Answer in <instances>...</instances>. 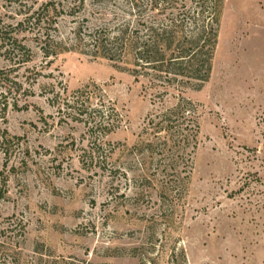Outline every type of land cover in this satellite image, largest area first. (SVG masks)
I'll use <instances>...</instances> for the list:
<instances>
[{"label":"rangeland","instance_id":"rangeland-1","mask_svg":"<svg viewBox=\"0 0 264 264\" xmlns=\"http://www.w3.org/2000/svg\"><path fill=\"white\" fill-rule=\"evenodd\" d=\"M48 1L35 27L0 8V264H264V0H220L206 80L167 58L211 39L213 0ZM85 85L101 121L50 100Z\"/></svg>","mask_w":264,"mask_h":264},{"label":"trees","instance_id":"trees-1","mask_svg":"<svg viewBox=\"0 0 264 264\" xmlns=\"http://www.w3.org/2000/svg\"><path fill=\"white\" fill-rule=\"evenodd\" d=\"M38 0H0V8L1 7H10L13 10H17V14L18 12H21L20 14H23L24 17L22 19H20L19 21H17V25H22L23 23L26 25H30L32 27L38 26L41 22V12L43 11H47L49 6H54V3L52 1H48L46 3H44L42 6H40L38 9H34L32 10V7L37 4ZM219 4H220V0H213V20H212V24L210 29H209V39L207 41V43H205V41L202 43L201 47L198 48V50L196 52H194L193 54H182L179 53V56H173V57H169L167 58V62L170 63L171 65H177L179 68L182 67V63H186L188 65H191L192 67H190V69L193 71L194 67V63L197 64L198 63V67L195 68L196 72H201V70H203V68H205L204 73L205 75H193V77H195L196 79L199 80H206V78L208 77L209 74V70H210V60H211V56L214 50V46L217 40V25H218V10H219ZM32 10V11H31ZM1 20V19H0ZM2 22V21H1ZM0 31H1V27H0ZM40 29H38L36 31V34H39L42 37H39V39H41L40 41L42 43H44L45 45L41 47V50L43 52V56L45 58H48L49 56L53 55V51H49L51 48V45L49 44V36L47 35V33H39ZM45 34L46 37H43ZM6 35V34H5ZM211 35V36H210ZM36 36V35H35ZM119 39L118 36H112V37H106L105 41L103 40H99V39H95V46L98 49H108V45H113L116 43V41ZM3 38H0V41H3ZM127 43H124V45H127ZM135 46V58H136V65L140 66V67H144L147 69H155L156 71H162L164 68V60H166L164 58V54L162 52H165V49H167V47H164L162 49V47H159L160 45L157 43H155L153 46L147 44V42H142L141 44H136ZM133 46V47H134ZM21 48H23L25 51L27 50V48L25 47V45H21ZM170 46H168L169 48ZM204 47H208L207 50L203 53V48ZM177 50H179L180 52V48L177 47ZM28 51V50H27ZM107 52V51H106ZM105 51H103V53L100 51V53L102 54V56L107 57L108 54ZM161 52V53H160ZM182 52V51H181ZM158 54L160 55L158 57ZM204 54V57L202 56V59L197 58L198 56H201ZM206 55V56H205ZM155 57H158V59H155ZM188 57V60L184 61L185 58ZM182 61V62H181ZM158 62V63H157ZM157 63V64H154ZM188 68V67H186ZM182 70V68H181ZM195 72V70H194ZM138 71L137 69H134V76L135 78L138 77ZM174 74L177 75H183V71L181 72H175ZM96 87V86H95ZM94 86H90V85H85L82 88L73 90L71 93H69L67 91V89L65 87H62L60 90L57 91H53V96L50 100H52L54 102V104H58L60 107H65V110H70L71 113L76 114L77 118L79 120H82L81 117L83 114H85L88 117H92L94 116L92 119L96 118V113H99V121L103 120L105 118L104 115V111L102 109V104H97L94 106L93 105V100H95V93H96V88ZM187 103H183L182 101L176 106V109H179L180 112L182 113L184 111V106ZM170 113L171 111H164V112H160L158 113L154 119L151 120L152 124L154 123V126H160L159 129H161V132H168V134L172 133V132H176L175 130L177 129L180 131L178 134H181L183 137L185 138L186 134L184 133L185 129L187 128V125H184L185 122V117H182V120L180 118L176 117V126L177 128H175L176 126H174L173 124H169L170 122ZM158 119L157 121H154L155 119ZM181 121V125L182 128L178 129L179 127V121ZM89 122V121H88ZM166 124V125H165Z\"/></svg>","mask_w":264,"mask_h":264}]
</instances>
